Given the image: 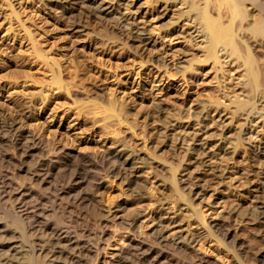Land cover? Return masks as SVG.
<instances>
[{"label": "bare ground", "instance_id": "bare-ground-1", "mask_svg": "<svg viewBox=\"0 0 264 264\" xmlns=\"http://www.w3.org/2000/svg\"><path fill=\"white\" fill-rule=\"evenodd\" d=\"M39 1L59 11L70 27L79 19L85 18L90 24L93 23L92 15L100 16L101 38L123 41L120 33L102 23L101 19H107L108 13L83 10V7L89 9L85 0H76L74 3L78 7L71 9L51 0ZM133 2L140 3L141 0ZM140 6L153 25L149 36L154 41L151 40L148 46L154 44L153 49L166 53L167 50L156 45L160 40L169 44L182 40L191 56L184 69L197 74L195 64L210 63L209 70L221 79L220 98L215 106H224L222 101L225 100L229 102L225 108L232 106L230 113L233 116L243 115L249 124L256 119L264 120V0H142ZM10 9L11 15L21 22L20 14L12 6ZM165 20L170 29L163 28L168 30L163 34L159 31V22ZM23 30L30 44L29 56L34 62L45 63V68L51 72V78L46 81L49 85L66 93L71 89H82L90 96L92 88L84 83L88 78L80 77L76 66L73 71L61 69L60 63L43 49L37 35L30 28ZM227 65L238 72L235 90L230 85L234 80L228 75ZM92 81L91 84L95 82ZM95 93L96 96L91 95L104 105L101 112L107 115L104 118H116L121 125L130 122L131 112L128 113L122 104ZM90 97L86 98L89 100ZM21 107L14 112L24 121L26 114ZM137 119L136 115L131 122ZM146 133L144 137H158ZM237 140L231 154L239 163L244 157L240 154L241 138ZM193 144L184 150L187 160L204 165L201 160L210 157L207 148ZM52 145L54 141L33 134L25 129V125L0 117V164L6 162L12 167L9 174L0 169V264H13V259L18 257L16 264H24L22 261L32 264H219L201 255L190 243L188 233L171 238L160 229L159 224L164 219L158 212L160 198L167 200L170 206L167 210H174L171 223L179 228L183 226L185 209L182 206H187L197 225L207 230L209 236H214L238 264H264V246L253 247L251 241L242 236L243 229L252 226V222L261 219L262 215L253 214L255 218L251 220L244 214L252 204L244 184L236 185L233 192L222 194L226 215L219 220H207L194 209V202L202 200V191L210 188L214 193H223L225 189L217 182L189 183L187 174L179 172L180 166L173 164L161 177L160 173L166 169L157 161L158 155L153 152L138 154L125 140L119 141L120 150H109L96 157L69 150L66 146H57L54 153L49 154ZM250 158L258 159L256 156ZM68 167L83 170L85 175L71 169L73 173L66 176L65 182L62 174ZM114 179L124 183L130 197L115 200L107 210L94 196L86 194L85 188L92 180L108 190L111 187L107 183ZM130 198L143 201L142 211L127 217L119 216L126 211ZM90 207L94 210L93 228L84 212Z\"/></svg>", "mask_w": 264, "mask_h": 264}, {"label": "rangeland", "instance_id": "rangeland-1", "mask_svg": "<svg viewBox=\"0 0 264 264\" xmlns=\"http://www.w3.org/2000/svg\"><path fill=\"white\" fill-rule=\"evenodd\" d=\"M51 1L70 9L78 7L74 3L76 0ZM130 1H84L90 9L83 7L86 13L93 10L108 13L107 19H101L102 23L123 38V41H107L99 35L100 16L98 19L92 15L93 23L90 24L85 18L79 19L80 23L70 27L60 17L59 11L42 1L0 0V117L15 120L33 134L54 141L49 154L54 153L57 146H66L69 150L96 157L109 150H120L119 141L125 140L138 154L153 152L158 155L157 161L166 169L160 173L161 177L169 172V165L173 164L180 166L179 172L187 174L189 183L217 182L221 189H225L223 193H214L210 188L202 191V200L194 202V209L207 220H219L226 215L222 194L233 192L236 185L244 184L252 200L251 207L244 214L251 220L255 218L253 214L262 215L261 219H253L252 226L243 229L242 236L251 241L253 247L264 246V120L256 119L249 124L245 116H233L230 113L233 108L226 109L225 105L229 106V102L225 100L220 109L215 106L220 98L221 79L209 70L210 63L195 64L198 72L193 74L184 69L191 56L182 40L171 44L160 40L156 45L161 50H167L166 53L153 49L154 44L148 46L151 40L154 41L149 36L153 28L151 18L140 6L142 0L133 4ZM10 6L20 14L21 22L11 15ZM166 22H159V31L163 34L170 29ZM20 23L37 35L43 49L60 63L61 69L73 71L76 66L80 77L88 78L84 79V83L90 84L91 97L82 89H71L66 93L47 83L51 72L48 67L45 68V63L34 62L29 56L30 44ZM226 70L234 80L230 81L233 88L238 72L228 65ZM91 80L97 83L92 81L94 84H91ZM95 92L122 104L128 113L131 112L130 122L121 125L116 118H104L107 116L101 113L104 105L99 103L101 100L95 101L96 98L92 97ZM86 97H90L89 100ZM20 106L26 114L24 121L14 112ZM136 115V123L131 122ZM146 132L157 135V139L149 137L151 135L144 137ZM238 138L242 142L240 154L244 157L239 163L231 154ZM194 142L207 148L210 154V157L201 160L204 165L187 160L184 150L193 147ZM3 149L7 150V147ZM251 156L258 157L257 161ZM211 167L212 170L208 171ZM0 169L5 174L12 173V167L6 162L0 164ZM71 169L85 175L83 170L68 167L65 172L62 171L64 181L73 173ZM127 174L132 176L129 172ZM107 185L111 189L104 190V186L90 180L85 192L94 196L107 210L115 200L130 197L122 181L114 179ZM130 200L126 211L119 216L127 217L142 211V200ZM166 202L160 198L157 204L159 216L164 218L159 227L166 235L175 238L186 232L190 235V243L201 255L219 264H238L214 236H209L207 230L197 225L187 206H182L185 209L183 226L179 228L171 223L174 210H167L170 206ZM84 212H87L88 224L93 228V208ZM17 259H13V264Z\"/></svg>", "mask_w": 264, "mask_h": 264}]
</instances>
